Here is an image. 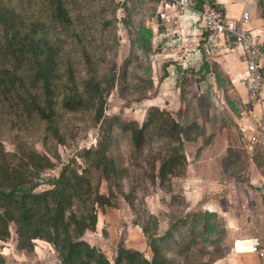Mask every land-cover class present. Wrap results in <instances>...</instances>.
Returning a JSON list of instances; mask_svg holds the SVG:
<instances>
[{
  "label": "rangeland",
  "instance_id": "obj_1",
  "mask_svg": "<svg viewBox=\"0 0 264 264\" xmlns=\"http://www.w3.org/2000/svg\"><path fill=\"white\" fill-rule=\"evenodd\" d=\"M61 1L59 17L58 0H0V77L18 73L15 86L0 79V186L43 218L35 193L63 187L70 206L59 225H71L74 237L112 263L123 245L140 253L133 263L122 254L121 264H232L225 217L190 179V145L202 128L184 119L192 116L193 90L189 77L176 83L172 62L179 60L161 34V0ZM44 50L56 58L48 65L58 106L49 120L25 107L27 92L43 99L32 70L33 54ZM71 88L83 99L76 111L61 104ZM101 95L113 120L114 171L93 149ZM142 125L137 143L133 130ZM47 197L53 209L56 200ZM38 215L31 225H43ZM0 225L9 231L0 239V264H62L53 242L20 234L29 224L18 207L0 206Z\"/></svg>",
  "mask_w": 264,
  "mask_h": 264
},
{
  "label": "crops",
  "instance_id": "obj_2",
  "mask_svg": "<svg viewBox=\"0 0 264 264\" xmlns=\"http://www.w3.org/2000/svg\"><path fill=\"white\" fill-rule=\"evenodd\" d=\"M161 3V34L174 45L169 54L179 60L172 62L176 83L189 77L193 90L187 106L192 116L184 119L202 128L190 145V179L199 183L205 204L225 217L234 249L232 264H264V256L249 248L252 238L264 246V143L249 141L257 129H264V80L260 99H252L243 78L247 66L240 46L230 40L208 56L207 33L197 21V10L211 6L232 19L247 11L244 25L264 46V0H191V8L184 10L176 0Z\"/></svg>",
  "mask_w": 264,
  "mask_h": 264
},
{
  "label": "trees",
  "instance_id": "obj_3",
  "mask_svg": "<svg viewBox=\"0 0 264 264\" xmlns=\"http://www.w3.org/2000/svg\"><path fill=\"white\" fill-rule=\"evenodd\" d=\"M63 11L62 1L58 0L57 14L59 17L63 15ZM15 52H17L16 56L20 55L18 51ZM33 56L38 62V66H36L35 69L36 71L32 70L34 71L33 78L37 81H40L41 83L43 99L40 100L38 99L37 95L27 92L28 95L25 98V107L30 112L37 114L41 119L49 120L55 115L56 108L58 106V101L54 97L52 87L54 67L48 65L52 64L51 62H53V58H56L53 57L54 55L51 52L47 53L46 51L45 53H42V57L41 53H35ZM7 73L10 74L11 72L8 70L2 71V77H0V79L4 81L9 79V85L15 86L16 80L13 78L15 75H18V73H12L11 75H13V78H7V76H9ZM69 79H74L72 73L70 74ZM17 92L20 95V91L17 90ZM67 93L68 95H65L64 99L61 101L62 107H64L67 111H76L83 105V99L81 98L78 91H76L74 88H71L69 91H67ZM105 104L106 100L101 95L98 99V109L95 116L97 123H99L98 140L97 145L93 149L94 152L97 153L98 162L102 163L105 168L110 167L109 170L114 171V159L108 154V148L111 144V126L113 124V120L108 117L107 113L105 112ZM144 129L145 125H142L139 128H134L133 139L135 142H141ZM2 169L6 170L7 166L3 165ZM33 189L34 186L29 188L30 191ZM14 192L15 190L5 191L0 186V206L6 208L7 211H9L10 206L18 207L20 209L21 218L29 224L20 225V234L24 236V238L26 237L25 239L28 240V242H30L32 238L37 237L46 238L47 240L53 242L60 251L62 264H121L123 260L122 254L131 259V262L133 263V260L140 253L135 249L126 248L123 247V245H120V254L112 263L103 254L98 253V250L95 247L91 246L86 241L78 240L76 237H74V232L73 229H71V225H59L65 221V212L67 207L70 206V202L68 201L69 199L65 197V191L63 187L54 188L52 189V192L48 190L38 194L35 193V195H37V199L40 198L45 204L48 218H43L38 215V208L30 211L27 206V201L22 198L20 199L14 197ZM49 193H51L56 200L53 209L49 205L47 197ZM37 215L40 216V220L43 225H31L33 218L37 217ZM70 217H75V215L70 213ZM8 234V225H4V229H1L0 225V239H4Z\"/></svg>",
  "mask_w": 264,
  "mask_h": 264
},
{
  "label": "built area",
  "instance_id": "obj_4",
  "mask_svg": "<svg viewBox=\"0 0 264 264\" xmlns=\"http://www.w3.org/2000/svg\"><path fill=\"white\" fill-rule=\"evenodd\" d=\"M176 1L181 10L191 8V0ZM197 13L199 26L207 33L204 50L208 56L218 53L220 47L230 41V36L235 37L234 42L240 46L247 66L243 77L245 85L251 98L259 100L264 80V46L258 43L256 33L244 25L249 20V13L244 11L240 19H232L226 17L222 9L216 6L199 9ZM173 34L178 39L182 38L180 31H174ZM249 141L252 145L264 143V129H257ZM249 248L260 257L264 256V246L259 238H252Z\"/></svg>",
  "mask_w": 264,
  "mask_h": 264
},
{
  "label": "water",
  "instance_id": "obj_5",
  "mask_svg": "<svg viewBox=\"0 0 264 264\" xmlns=\"http://www.w3.org/2000/svg\"><path fill=\"white\" fill-rule=\"evenodd\" d=\"M230 40L234 41L235 37L234 36H230Z\"/></svg>",
  "mask_w": 264,
  "mask_h": 264
}]
</instances>
